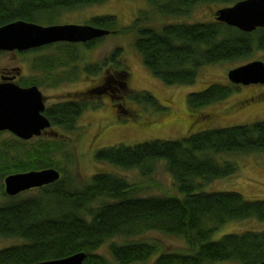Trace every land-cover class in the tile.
Masks as SVG:
<instances>
[{
    "label": "trees",
    "instance_id": "trees-1",
    "mask_svg": "<svg viewBox=\"0 0 264 264\" xmlns=\"http://www.w3.org/2000/svg\"><path fill=\"white\" fill-rule=\"evenodd\" d=\"M107 1L0 0V27L20 20L38 23L41 16L52 15L53 20L54 14L60 15L62 11H75ZM144 1L149 9L141 11L126 27L118 28L113 15L95 17L91 26L108 30L110 34H134V48L144 66L166 85H192L202 68L249 57L255 43L259 50H264V31L243 33L215 18L209 22L183 20L190 19L198 5L220 0ZM162 20L163 23L157 25V21ZM92 44L94 41L83 45ZM53 47L54 54L45 59L43 69L47 73L46 82L57 85L68 80L66 74L77 71L73 64L79 56L76 47L66 43L31 52ZM121 55V49L117 48L106 59L112 69L103 75L105 84L91 93L93 98H98L99 91H106L112 103L119 101L116 106L122 110L123 99L118 98L117 92L125 90L129 72L127 65L119 61ZM102 66V63H94L87 70L85 67V72L98 74ZM19 83L22 87L36 84ZM232 91V87L213 84L202 92L189 94V114L225 100ZM112 94H117L116 98ZM130 98L154 108L160 106L147 91L131 94ZM87 107L85 100H68L46 108L44 115L52 128L70 134L77 130V122ZM200 115L198 123L204 122H199V118L210 119ZM206 127L179 140L115 145L94 154L96 163L138 170L148 179L156 164L164 162L173 180L172 191L175 193L173 188L176 187L182 197L142 196L141 190L157 186L156 183L147 179V182L133 184L115 173L105 172L94 174L89 182L82 184L61 176L55 184L35 189L38 193L30 197H23L27 192L10 197L4 185L0 186L2 195L8 198L0 204V240L14 241L0 248V264H35L77 253L86 254L83 264H144L155 255L152 264L263 262L264 229L225 234L218 240L211 237L229 222H264V199L248 200L233 191L206 192L205 187L237 173L235 161L225 156L264 154V121L221 129ZM53 131L51 139L38 143L22 142L14 135L15 139L7 143L0 140V178L4 181L11 174L48 168L60 171L62 162L72 164L61 139L67 135ZM3 133L0 132V136ZM151 231L183 239L188 251L164 253L156 243L134 240ZM104 245L108 247L111 260L96 254Z\"/></svg>",
    "mask_w": 264,
    "mask_h": 264
},
{
    "label": "rangeland",
    "instance_id": "rangeland-1",
    "mask_svg": "<svg viewBox=\"0 0 264 264\" xmlns=\"http://www.w3.org/2000/svg\"><path fill=\"white\" fill-rule=\"evenodd\" d=\"M241 0H220L216 3L200 4L196 7L188 22H209L214 21L216 10L230 7ZM149 7L144 0H109L99 5L80 8L75 11H62L60 15L54 14L45 17L41 16L39 22L42 26L48 25H91V20L95 17L113 15L117 19L118 28L128 26L133 22L139 13L148 10ZM50 17V18H49ZM52 21V22H51ZM165 22V21H164ZM51 23V24H49ZM162 21H157L161 25ZM259 36V33L255 36ZM134 34H110L103 38L94 40L90 46L81 43L71 44L77 49L78 60L74 62L77 71L74 74H66L64 80L57 85L46 82L47 73L44 72L43 63L45 59L54 54V47L37 52H8L0 51V75L18 76L16 83L20 86L23 83L35 82L29 84L37 86L46 97L45 110L52 104L65 102L68 100H85L88 102L86 111L81 115L77 122V130L73 133H63L60 129L50 128L43 132L40 137L22 142L38 143L43 140L51 139L53 129L67 135L69 139L61 137L66 144L69 159L72 164L62 162L63 170H60L61 176L71 177L77 184L87 183L96 173H115L133 184L139 181H146L148 176H141L138 170H122L111 165L96 163L94 154L97 150L112 147L115 145L133 146L138 143L151 140H179L190 133L204 129H221L237 125H245L258 121H264V87H246L232 91L231 95L223 101L202 107L198 112L193 111L189 114L187 97L191 93H199L207 89L210 85L220 84L231 86L227 79L228 71L253 61H264V50H259L255 43L249 57L241 60H233L220 63L214 66L204 67L199 71L197 81L188 86H170L164 84L161 80L155 78L151 72L144 66L140 55L134 48ZM61 44V43H56ZM54 44V46L56 45ZM53 45V44H52ZM50 46V45H49ZM121 49L122 55L119 61H122L128 68V81L126 80L125 90L118 94L122 97L123 103L121 109L114 108L115 102H111L108 95L99 94L100 97L93 98L83 92L91 87L100 86V79L107 70H111V64L106 59L115 49ZM121 54V53H120ZM94 63H102L99 73L91 74L85 72ZM36 65V66H35ZM61 70L59 69L58 72ZM73 75V76H69ZM68 76V77H67ZM112 75H109L111 77ZM23 77V78H22ZM70 78V79H69ZM35 80H39L36 82ZM107 81V79H106ZM103 84V81H102ZM105 84V82H104ZM22 87V86H21ZM233 89V88H232ZM149 92L160 105L154 108L149 104L136 103L130 98L131 94ZM117 94H112L114 98ZM123 96H122V95ZM142 98V97H140ZM93 106H97L93 108ZM207 115L209 120L198 116ZM191 115V116H190ZM210 116V117H209ZM15 139L11 133L4 132L0 136L1 141H10ZM225 159L235 161L238 171L235 175L220 179L205 187L206 192L233 191L241 194L248 200L264 199V154H250L247 156L230 157ZM235 158V159H234ZM234 159V160H232ZM61 166V165H60ZM141 174V175H140ZM149 181H153L157 186L141 190L142 196L182 197L183 195L174 187L172 191L173 180L166 172L164 162L156 164V168ZM4 185L0 178V186ZM1 190V189H0ZM38 193V190H30L23 197H30ZM135 195L138 196L136 193ZM8 198L2 195L0 191V204ZM264 229V222L255 220H244L239 222H229L215 232L211 240H218L225 234L243 233L245 231H257ZM134 240H144L150 243H156L160 252L173 253L188 251L183 239L166 235L162 232H147ZM12 240H0V248L12 244ZM111 260L107 245H104L98 252ZM157 255L154 256V258ZM154 258H151L144 264H152ZM114 264H116L114 262ZM143 264V263H140ZM215 264H234L230 262H221Z\"/></svg>",
    "mask_w": 264,
    "mask_h": 264
},
{
    "label": "water",
    "instance_id": "water-1",
    "mask_svg": "<svg viewBox=\"0 0 264 264\" xmlns=\"http://www.w3.org/2000/svg\"><path fill=\"white\" fill-rule=\"evenodd\" d=\"M215 20L243 33L264 28V0H241L218 9ZM110 34L91 25H48L16 21L0 27V51L26 52L56 43L85 44ZM233 85H264V62L253 61L228 71ZM10 78L0 83V132H9L20 140L40 137L51 128L44 115L45 98L37 86L20 87ZM98 94H106L99 91ZM61 173L53 168L11 174L5 177V193L10 197L58 182ZM85 253L35 264H83ZM264 264V261L259 263Z\"/></svg>",
    "mask_w": 264,
    "mask_h": 264
},
{
    "label": "flooded vegetation",
    "instance_id": "flooded-vegetation-1",
    "mask_svg": "<svg viewBox=\"0 0 264 264\" xmlns=\"http://www.w3.org/2000/svg\"><path fill=\"white\" fill-rule=\"evenodd\" d=\"M215 18V17H214ZM257 31H260V32H262V31H264V28H262V29H256L255 31H253V32H251V33H248V34H253V33H255V32H257ZM50 46H54V44L53 45H50ZM47 47V46H46ZM49 47V46H48ZM253 48H254V44H253ZM29 53H32L31 51H29ZM264 62V61H263ZM19 75H21V73H19ZM19 75L16 77V76H1L0 75V83H5V82H7V81H9V79L10 78H14V80H13V82L14 83H16V81H17V79H18V77H19ZM23 78V77H22ZM104 80V77H102L101 79H100V83H101V85L100 86H94V87H91V88H89V89H87V90H85L83 93L85 94L86 92V95L87 96H89L90 94H91V92L93 91L94 92V90H96V89H99V88H101L102 87V81ZM103 83H104V81H103ZM17 84V83H16ZM31 86H33V85H30V86H28V87H31ZM231 86H232V88L234 89V90H236V89H241V88H246V87H264V85H255V84H252V85H249V86H243V85H233V84H231ZM21 87V86H20ZM44 96V95H43ZM44 98H45V103H46V97L44 96ZM53 105V104H52ZM113 106H114V108H116L117 109V106H115L114 104H113Z\"/></svg>",
    "mask_w": 264,
    "mask_h": 264
},
{
    "label": "bare ground",
    "instance_id": "bare-ground-1",
    "mask_svg": "<svg viewBox=\"0 0 264 264\" xmlns=\"http://www.w3.org/2000/svg\"><path fill=\"white\" fill-rule=\"evenodd\" d=\"M263 62V61H262ZM63 138L69 139L67 136H64ZM69 152V151H68ZM60 172V171H59Z\"/></svg>",
    "mask_w": 264,
    "mask_h": 264
},
{
    "label": "clouds",
    "instance_id": "clouds-1",
    "mask_svg": "<svg viewBox=\"0 0 264 264\" xmlns=\"http://www.w3.org/2000/svg\"><path fill=\"white\" fill-rule=\"evenodd\" d=\"M110 35V34H109Z\"/></svg>",
    "mask_w": 264,
    "mask_h": 264
}]
</instances>
